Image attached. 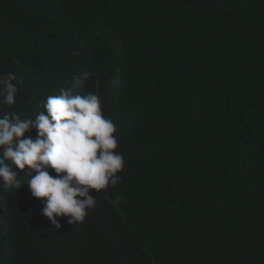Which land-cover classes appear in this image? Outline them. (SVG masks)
<instances>
[{"label":"trees","instance_id":"trees-1","mask_svg":"<svg viewBox=\"0 0 264 264\" xmlns=\"http://www.w3.org/2000/svg\"><path fill=\"white\" fill-rule=\"evenodd\" d=\"M7 73L0 115L97 94L125 163L58 231L0 187V264H264V0H0Z\"/></svg>","mask_w":264,"mask_h":264},{"label":"clouds","instance_id":"clouds-1","mask_svg":"<svg viewBox=\"0 0 264 264\" xmlns=\"http://www.w3.org/2000/svg\"><path fill=\"white\" fill-rule=\"evenodd\" d=\"M15 81L13 73L0 76V98L9 106L16 103ZM42 108L34 119L0 115V187L27 185L42 202L41 215L58 231L60 217L69 225L83 222L97 194L119 182L125 162L115 151L116 126L103 115L97 94L63 88ZM26 168L30 171L17 179Z\"/></svg>","mask_w":264,"mask_h":264}]
</instances>
